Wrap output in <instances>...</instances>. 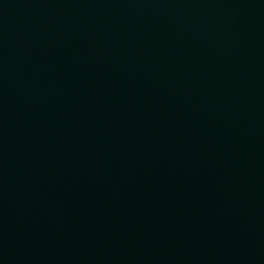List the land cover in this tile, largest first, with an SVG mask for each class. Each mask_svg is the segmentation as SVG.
Returning a JSON list of instances; mask_svg holds the SVG:
<instances>
[{
    "label": "water",
    "instance_id": "water-1",
    "mask_svg": "<svg viewBox=\"0 0 264 264\" xmlns=\"http://www.w3.org/2000/svg\"><path fill=\"white\" fill-rule=\"evenodd\" d=\"M0 264H264V0H0Z\"/></svg>",
    "mask_w": 264,
    "mask_h": 264
}]
</instances>
